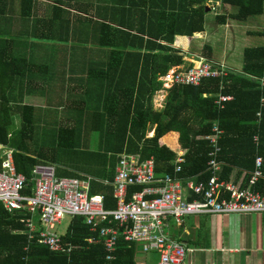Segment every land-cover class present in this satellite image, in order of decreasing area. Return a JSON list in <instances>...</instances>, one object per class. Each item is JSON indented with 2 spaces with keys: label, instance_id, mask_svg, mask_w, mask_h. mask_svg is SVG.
Segmentation results:
<instances>
[{
  "label": "trees",
  "instance_id": "16d2710c",
  "mask_svg": "<svg viewBox=\"0 0 264 264\" xmlns=\"http://www.w3.org/2000/svg\"><path fill=\"white\" fill-rule=\"evenodd\" d=\"M15 1L20 16L34 12L36 0H0V15ZM215 1L50 0L46 4L48 25L52 27L57 21L65 32L58 42L67 45L77 40L83 46L91 44L106 50V59L97 63L103 70L96 78L112 83L114 102L108 111L113 117L61 120L48 139L40 142L34 138L38 133L35 108L17 105L19 128L10 133L11 121L4 117L9 105L3 97L0 145L12 151L15 170L25 178L21 193L32 195V169L48 164L54 166L57 177L87 181L88 193L102 194L103 207L114 209L111 182L118 154L135 153L141 159L152 156L157 177L173 174L176 155L159 142L170 131L177 133L183 151L178 176L206 179L210 145L204 137L216 121L223 131L217 153L220 178L229 179L236 170L244 173L241 186L248 185L255 158L260 156L262 175L251 188L264 195V42L242 50L241 74L227 72L222 78L203 79L197 86L176 84L168 89L159 80L169 69L185 63L183 51L173 47L175 36L191 37L203 32L206 7ZM219 1L232 10L214 15L218 24H225L227 19L245 21L264 9V0ZM80 25L86 29L85 39L79 37ZM261 35L264 37V31ZM7 43L0 40V65L10 59L5 54ZM203 50L211 52L208 45ZM91 68L88 66L87 72ZM161 89L167 94L163 108L157 111L152 108V97ZM219 94L231 95L232 100L220 108L215 104ZM149 130L153 134L147 137ZM92 131L98 133L94 148ZM140 189L141 186H132L130 191ZM28 216L24 209L9 212L0 204V264H137L140 246L122 237L117 240L113 258L106 260L98 232L90 231L82 216L70 217L60 236L65 250L52 252L36 238H28Z\"/></svg>",
  "mask_w": 264,
  "mask_h": 264
},
{
  "label": "built area",
  "instance_id": "2783aa9c",
  "mask_svg": "<svg viewBox=\"0 0 264 264\" xmlns=\"http://www.w3.org/2000/svg\"><path fill=\"white\" fill-rule=\"evenodd\" d=\"M218 7L216 2L209 5L212 11ZM226 74L222 63L200 56L191 60L189 66L169 69L159 80L163 88L176 84L197 86L203 79L222 78ZM230 100L231 95L219 94L215 104L221 108ZM222 134L215 121L205 136L210 145L207 161L210 175L206 179L177 176L184 161L181 153L175 156L173 174L162 177L155 175L152 156L141 159L135 153L118 154L111 182L116 204L111 210L103 207L102 194L88 193L87 181L57 177L54 166L48 164L34 166L32 195H23L25 178L15 170L12 151L4 149L0 157V204L9 212L26 210L28 238H36L52 252L65 250L55 227L65 216H82L90 231L98 232L106 260L113 258L117 240L122 237L126 242L138 244L144 254H157L155 264H183L187 249L172 235L170 227L181 225L185 216L264 215V195L251 188L262 175L261 157L255 158L248 185L220 178L221 162L217 160V153ZM132 186H141V189L130 191Z\"/></svg>",
  "mask_w": 264,
  "mask_h": 264
},
{
  "label": "crops",
  "instance_id": "0c3cea01",
  "mask_svg": "<svg viewBox=\"0 0 264 264\" xmlns=\"http://www.w3.org/2000/svg\"><path fill=\"white\" fill-rule=\"evenodd\" d=\"M49 1L36 0L34 12L27 17L19 15L17 1L8 4L5 14L0 15V40L8 41L5 54L10 58L0 65V102L3 103L4 97L9 105L4 117L11 121L9 132H15L19 128L17 105H32L35 108L34 117L38 121L35 126L38 133L34 138L40 142L48 139L61 120L80 118L98 121L113 117L108 109L114 102L112 83L96 78L103 70L97 63L106 59V50L91 44L83 46L77 40L67 45L58 42V38H63L65 32L59 29L57 21L53 22L52 27L48 25L46 13L49 11L46 4ZM215 2L220 3L219 0ZM223 6L228 12L232 10L228 5ZM240 22L235 24V31L239 34L240 42L245 43L240 47L242 54L245 47L264 42L261 35L264 31V9L260 15ZM221 25L224 26L225 34L233 26L230 19ZM85 31V27L80 25V39H85ZM204 35L205 28L203 32L191 37L175 36L173 47L180 48L185 59L191 53L196 54L191 51L192 48L202 47L198 42L194 45L192 43L198 36L204 39ZM245 36L250 37V40L242 42ZM190 61L178 67H184ZM213 61L222 63L227 72L242 73L241 64L236 71L237 68L232 70L225 59ZM35 63L37 68L33 65ZM88 66L92 67V71L87 72ZM165 89L153 95L154 110L160 111L163 108L167 94ZM152 134V130H149L147 137ZM97 135V131L90 132L91 148H94ZM177 136L176 132L170 131L159 142L175 155L181 153L183 156ZM4 149L8 148L0 145V157ZM243 175L233 170L229 180L241 185ZM170 228L172 235L187 249L183 264H264L263 214L189 215L183 218L181 225H172ZM157 257V254H144L139 249L136 260L137 263L155 264Z\"/></svg>",
  "mask_w": 264,
  "mask_h": 264
},
{
  "label": "rangeland",
  "instance_id": "374dc122",
  "mask_svg": "<svg viewBox=\"0 0 264 264\" xmlns=\"http://www.w3.org/2000/svg\"><path fill=\"white\" fill-rule=\"evenodd\" d=\"M218 8L215 11H212L211 8H209L210 11L206 12L205 18H204V28H205V37L204 39L200 38L201 36H198L193 41L192 45L195 43L202 44V47L192 48L194 53L196 54H190L187 58L184 59L185 62H188L189 60H194L198 57H204L209 58L213 60H220L225 59L226 63L229 64V66L232 68V70L238 71L240 64H241V43L240 37L237 31H235V24L242 23L240 21L230 20V23L232 28H228V34L224 32V26L221 24H218L214 19V15L216 14H225L228 12L226 8L219 2ZM250 40V37H244L242 39V42ZM203 42V43H202ZM204 44V45H203ZM247 45H250L249 43H246ZM205 45H208L211 49V52L209 53L207 50H203V47ZM197 46V45H196ZM228 50V51H227ZM69 217L65 216L61 222L55 227V231L58 234H64L66 227L69 223ZM141 259L142 256H141Z\"/></svg>",
  "mask_w": 264,
  "mask_h": 264
},
{
  "label": "water",
  "instance_id": "95a60500",
  "mask_svg": "<svg viewBox=\"0 0 264 264\" xmlns=\"http://www.w3.org/2000/svg\"><path fill=\"white\" fill-rule=\"evenodd\" d=\"M208 10H209V8H208V7H206V10H205V11H206V12H208Z\"/></svg>",
  "mask_w": 264,
  "mask_h": 264
}]
</instances>
